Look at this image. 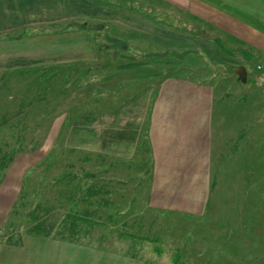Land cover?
<instances>
[{"label":"rangeland","instance_id":"1","mask_svg":"<svg viewBox=\"0 0 264 264\" xmlns=\"http://www.w3.org/2000/svg\"><path fill=\"white\" fill-rule=\"evenodd\" d=\"M43 4L44 19L54 20L45 27L94 25L95 48L84 38V46L60 51L65 61L4 70L0 64V240L38 233L136 254L154 264H264V61L234 64L228 48L218 56L211 50V31L190 22L185 34L180 15L159 0ZM148 8L160 20L157 28L164 32L159 26L172 25L177 38L186 36L190 49L201 53L155 55L149 59L155 77L126 80L117 88L119 72L129 64L116 55L158 53L183 43L145 31L141 19L147 16L140 13ZM170 75L202 86L189 92L188 101L212 104L204 150L194 160L201 166L197 175L204 173L203 186L191 188L194 198L204 197V205L195 208L158 206L152 198L155 170L187 159L173 160L176 151L155 159L160 151L148 138L146 119L129 158L99 153V123L83 124L85 111L97 110L108 113L110 126L121 103L151 92ZM168 141L156 139L161 149L176 144ZM172 196L165 193V199Z\"/></svg>","mask_w":264,"mask_h":264},{"label":"crops","instance_id":"2","mask_svg":"<svg viewBox=\"0 0 264 264\" xmlns=\"http://www.w3.org/2000/svg\"><path fill=\"white\" fill-rule=\"evenodd\" d=\"M159 1L180 15V30L185 34L190 33L191 27L188 26L190 22L200 25L203 29L206 27V31H211V46L214 48L211 50L216 52L218 56L227 55L224 49L228 48V55L232 56L234 64L237 61L246 64L252 60L264 61V0ZM169 8L168 10H170ZM149 11L148 8L147 13H140L147 16L141 19L145 31L152 33L153 36L156 31L160 35L162 33L161 36L165 37L163 40H167L168 43L169 41L183 43H178L179 45L176 46L172 45L158 53L149 51L138 56L116 55L117 60L129 64V66L127 64L123 66L119 72L121 81L117 88L129 80L135 81L140 78L155 77V66L150 67L151 65H149L151 62L149 59L154 58L155 55L178 58L191 53V51L200 52L197 49H190L191 40L187 39L186 36V39L177 38L173 32H178V30L172 25L163 23V26H159L166 29L164 34L162 29L157 28L160 20L150 17ZM137 13L139 14V12ZM164 13H168V11H164ZM48 17L47 20L44 19L43 0H0V64L3 65L2 70L22 66L42 67L45 63L53 64L65 61V59H59L60 51L68 50L72 46H84L85 43L80 41H84V38L90 41L87 44L88 47L95 48L92 43V32H97L94 25L72 23L71 26L61 29L53 26L45 27V22L51 24V21H54L53 18H50L51 16ZM106 37L112 39L110 34H106ZM137 38L140 39L141 37L138 36ZM149 39L150 37H148ZM142 40L145 41V38ZM148 40L146 39V41ZM151 40L155 42L154 37H151ZM123 43L125 44L124 41ZM126 46L125 48L129 51L130 47ZM197 46L203 48V51L208 54L205 51L207 46L204 41L199 40ZM192 53L197 54L196 52ZM142 59L145 61L147 59L145 65L138 63ZM89 60H93V58ZM197 88L202 89V86L181 77L170 75L162 79L157 86H154L151 92L139 93L133 100L121 103L117 107L115 116L110 120V126L106 122L108 115L106 112L87 110L83 116L85 127H96L98 126L97 122L99 123L101 128L97 134L99 153L105 152L119 158L131 157L135 152L137 143L141 141V137L144 135L146 119L148 138L153 143L154 148L160 151L159 154L154 153L155 159L156 157L157 159H166L169 157L168 153L174 151L176 152L173 154V160L187 159L186 161H172L169 167L166 166L167 169L169 168L167 175H165L167 169L155 170L151 193L158 206L176 204L177 207L195 208V206L204 205L203 195L201 194L199 199L194 198L191 194V188L197 183L202 187L204 183V173L197 175L201 166L194 160L197 159L198 153L204 150L205 136L209 133L212 104L207 106L203 102L188 101L189 92ZM155 94L159 96L158 99L161 102L153 100ZM151 100L153 101L150 102ZM207 110L209 114L206 113ZM189 111H195V113L191 115L188 113ZM115 126L121 127V132L113 133L110 127ZM90 132L93 133V130ZM168 138H170L169 141ZM156 139L160 143L171 141L176 144L173 146L161 145L164 147L161 149L160 143H156ZM115 141H118V144L112 145ZM193 143L197 145L195 146ZM167 191H170L173 196L165 199ZM179 195L180 198H176ZM166 201L168 202L166 203ZM0 264L154 263L124 251L94 246L53 235L21 232L10 241L0 240Z\"/></svg>","mask_w":264,"mask_h":264},{"label":"trees","instance_id":"3","mask_svg":"<svg viewBox=\"0 0 264 264\" xmlns=\"http://www.w3.org/2000/svg\"><path fill=\"white\" fill-rule=\"evenodd\" d=\"M112 39H114V38H112Z\"/></svg>","mask_w":264,"mask_h":264}]
</instances>
